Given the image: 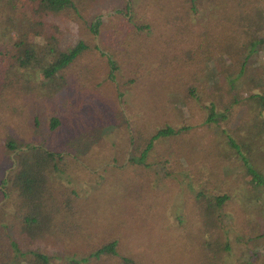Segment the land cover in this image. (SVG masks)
<instances>
[{"label":"trees","instance_id":"16d2710c","mask_svg":"<svg viewBox=\"0 0 264 264\" xmlns=\"http://www.w3.org/2000/svg\"><path fill=\"white\" fill-rule=\"evenodd\" d=\"M124 1V10L130 11L129 17L116 10L113 18L117 15L118 18L112 22L111 17L102 20L98 16V9L106 5L105 0H0V25L2 29L6 28L2 34L6 35L5 43L8 46L7 49L3 45L2 52L4 54L6 50L8 58L12 60L2 72L4 75L1 79H9L11 75L13 80L9 87L24 90L27 100H32L30 95L34 93L38 102L30 103L36 106V110L46 101H57L58 111L51 109L45 127L50 135L57 130L59 116L64 112L70 93L88 87L84 85L82 74L70 72L72 65L82 55L93 50L105 57L109 70L115 68L109 54L122 61L124 59L131 66L125 70L130 72V76L136 69V57L129 58L130 51L124 42L132 40L129 37H140L144 33L145 37L150 38L151 44L158 43L157 46L166 47L161 53V65H158L161 73L166 72L167 66H176L177 62H181L175 71L180 81L184 69H189V77L199 91L190 93L192 97L189 99L203 107V123L218 127L219 121H226L234 107L248 100L251 115L247 120L250 124L245 122L246 130L241 132V126H244L242 123L233 136L226 134L224 129L221 134L229 150L226 155L233 156L237 161L233 164L237 166L234 181L247 185L250 201L258 199L257 202L252 201L257 204L248 206V218L241 216V233L235 235V227H224L219 221L220 210L230 196L227 193L209 195L198 189L193 200L195 217L183 227L188 229L186 237L190 245L195 246L192 260L186 264H264V202L260 198L264 196V175L256 168L250 154L256 148L255 144L251 146L256 138L264 142V91H253L249 79L244 78L256 72L251 64H247L251 55L257 56L264 51V35L257 33L256 29L264 25V0ZM142 8L143 11H136ZM89 15H93L94 19L87 20ZM68 16L82 20L90 40L75 38L72 30L65 32L64 17L66 19ZM22 26L32 31L31 40L18 36ZM12 33L14 37L11 38ZM206 58L211 60L210 63L206 64ZM209 73L212 77L205 81ZM198 77L204 80L199 81ZM242 79L245 84L241 83ZM131 81L128 79V82ZM47 84H51L49 92L34 91L37 86ZM188 92L186 99L190 96ZM201 97L207 104L201 102ZM36 110L32 115V125L36 124L37 114H42ZM104 116H100L102 121L98 126L106 124ZM121 120L123 117L113 119V122L120 125ZM190 130L189 126L173 128L164 125L150 134L138 135L129 140L132 150L128 161L144 166L146 153L151 151L157 140L181 136ZM3 140L0 165L8 170L0 183L6 184L4 191L8 199L4 200L0 211L4 205L10 206L14 212L10 217L15 218L20 238L18 243L15 239H9L11 250L4 254L5 260L2 258L3 252H0V260L3 261L0 264H91L99 262L102 257H117L122 264L131 263L129 257L118 255L116 243L111 239L92 247L85 254L62 256L58 262L51 251L38 250L36 241L41 242L49 237L53 238V242L59 240L62 234L59 232L60 223L66 227L64 234L70 236L74 235L71 232L73 228L82 225L77 222L67 223V217L72 213V198L56 181L60 173L66 172L65 157L51 148V141L48 146L45 143L34 145L10 133ZM175 159L176 166L180 165L179 158ZM5 194L0 191V198ZM81 234L79 232L76 235L91 236ZM231 242L245 244L236 248L238 256L234 263L227 261L231 253ZM239 258L244 262H238Z\"/></svg>","mask_w":264,"mask_h":264},{"label":"rangeland","instance_id":"374dc122","mask_svg":"<svg viewBox=\"0 0 264 264\" xmlns=\"http://www.w3.org/2000/svg\"><path fill=\"white\" fill-rule=\"evenodd\" d=\"M105 3L98 9L100 19H112L116 10L129 17L130 11L124 10L126 1L105 0ZM136 11L141 12L143 8ZM92 17L89 15L87 20H93ZM117 18L118 15L111 21L115 22ZM63 25L65 32L74 31L75 38L91 39L80 18L64 17ZM4 29L0 25V155L3 137L9 133L34 145L45 143L48 146L50 141L53 142L51 148L65 157L66 172L60 173L56 181L72 198L73 208L70 209L72 213L68 215L67 223L82 224L80 228H73L71 232L74 235L70 236L64 234L66 227L60 223L59 232L62 234L59 240L53 242V238L49 237L41 242L36 241L38 250L51 251L58 262L62 256L85 254L92 247L111 239L116 243L118 255L129 257L130 264H186L192 260L195 246L190 245L186 237L188 229L183 227L195 217L193 200L198 189L209 195L227 193L230 196L220 210L219 221L224 227H235V235L241 233L242 217L248 218V208L257 204L252 201L257 202L258 199L250 201L248 186L234 181L237 166L233 164L237 161L233 156L226 155L229 150L224 145L221 131L224 129L226 134L233 136L242 123L241 132L246 130L251 115L248 100L234 107L226 121H219L218 127L203 123V107L189 99L194 90L199 92L189 77V69H184L180 81L175 71L181 62H177L176 66L167 63L166 72L161 73L158 65H161V53L166 47L151 44L150 38L143 33V36L129 37L132 40L124 42L130 51L129 58L136 57V61L133 60L136 69L130 76V72L125 70L131 66L124 59L122 61L109 54L115 67L109 70L105 57L93 50L72 65L70 72L82 74L84 85L91 88H78L69 94L56 132L48 135L45 127L51 109L58 111L57 101H46L36 110V106L30 103L38 102L34 93L30 95L32 100H27L24 90L9 87L13 80L11 75L9 79H1L4 75L2 72L12 62L7 51L2 52L3 45L8 49L6 35L2 34ZM256 29L257 33L264 35V25ZM18 34L28 41L33 37L32 31L24 26ZM10 36L12 38L14 34ZM68 37L69 33L66 39ZM210 61L209 58L205 59L206 64ZM247 64H251L256 72L244 78L249 79L253 91H264V51L257 56L251 55ZM209 74L205 81L212 77ZM128 79L132 81L128 82ZM244 81L242 79L241 83L245 84ZM204 86L208 87L207 84ZM50 87L51 84L37 86L34 91L46 93L51 90ZM187 92L190 96L186 99ZM204 101L201 97V102L207 104ZM35 110L42 114H37L36 124L32 125ZM102 115H105L107 122L98 126ZM122 117L120 125L113 122V119ZM164 125L173 128L189 126L191 130L181 136L157 140L151 151L146 153L144 166L128 161L132 150L129 140L150 134ZM255 140L251 146L255 144L256 148L249 151L256 168L264 175V142L258 138ZM175 157L179 158L178 166ZM0 166V179L4 180L8 169ZM4 185L0 183V191L5 194ZM260 198L264 202V196ZM5 199H8L6 194L0 198V206ZM12 213L8 205H4L0 211V252H3V260L4 254L11 250L9 239H15L18 243L20 238L15 218L10 217ZM5 215L9 216L4 218ZM125 220L130 223L127 224ZM79 232L91 236L80 237L76 235ZM241 246L245 244L231 242L228 262L236 261V248ZM59 251L62 255L58 254ZM241 261L244 262L239 258L238 262ZM91 264L122 263L117 257H102L99 262Z\"/></svg>","mask_w":264,"mask_h":264}]
</instances>
